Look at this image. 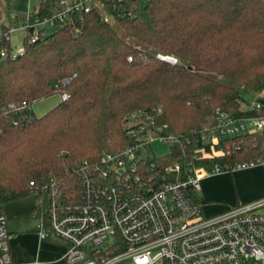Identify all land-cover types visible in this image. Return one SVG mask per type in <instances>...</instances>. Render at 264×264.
Here are the masks:
<instances>
[{
    "label": "trees",
    "instance_id": "obj_1",
    "mask_svg": "<svg viewBox=\"0 0 264 264\" xmlns=\"http://www.w3.org/2000/svg\"><path fill=\"white\" fill-rule=\"evenodd\" d=\"M53 3L40 0L29 17L49 16ZM97 4L33 43L25 31L21 56L10 58V44L0 45V207L34 194L36 215L46 219L41 185L54 179L70 191L77 165L128 145L122 125L133 112L160 108L168 133L188 135L216 110L254 115L244 110L245 95L264 100V0ZM54 95L65 99L27 124L16 125L17 113L5 112ZM258 114L264 117V106ZM222 144L232 148L228 154L200 165L264 162V131Z\"/></svg>",
    "mask_w": 264,
    "mask_h": 264
},
{
    "label": "built area",
    "instance_id": "obj_2",
    "mask_svg": "<svg viewBox=\"0 0 264 264\" xmlns=\"http://www.w3.org/2000/svg\"><path fill=\"white\" fill-rule=\"evenodd\" d=\"M97 2L54 0L49 16H26L21 29L29 31L33 43L57 24L88 13ZM1 43H9L8 33L0 36ZM22 53V47L11 50L10 58ZM158 58L175 63L170 57ZM33 104L10 105L5 112L17 113L16 125L27 124L35 115ZM261 108L257 101L246 104L244 110L254 114L247 117L216 110L188 135L168 133L159 121L160 108L127 115L122 128L128 145L103 153L95 163L77 165L70 191L54 179L41 185L47 215L40 218L39 239L52 236L65 245L59 264H264V199L206 217L198 197L204 176L264 165H200L229 153L232 148L222 144L224 139L264 131ZM154 142L168 145V152L156 160L150 158ZM171 153L178 158L168 161ZM0 264H14L2 214Z\"/></svg>",
    "mask_w": 264,
    "mask_h": 264
},
{
    "label": "crops",
    "instance_id": "obj_3",
    "mask_svg": "<svg viewBox=\"0 0 264 264\" xmlns=\"http://www.w3.org/2000/svg\"><path fill=\"white\" fill-rule=\"evenodd\" d=\"M39 2L40 0H0V36L8 33L10 43V35L14 30L21 28L23 20ZM199 184V200L203 214L206 217H212L233 208L232 206L250 204L264 199V165L204 176ZM9 207L6 205L1 207L0 213L6 219L13 263L59 264L58 261L65 252V245L53 238L43 241L39 239L40 218L36 215L37 208L34 214L17 216L14 212L7 210ZM29 239H33L32 244L28 242ZM59 247H63L64 250L60 251L57 258L53 249Z\"/></svg>",
    "mask_w": 264,
    "mask_h": 264
},
{
    "label": "rangeland",
    "instance_id": "obj_4",
    "mask_svg": "<svg viewBox=\"0 0 264 264\" xmlns=\"http://www.w3.org/2000/svg\"><path fill=\"white\" fill-rule=\"evenodd\" d=\"M33 5V3L31 2V6ZM96 5H98L96 3ZM100 15L110 24H113V20L111 19L110 16H108V14L105 13L104 10L100 9ZM25 37V31L20 29H16L14 30V32L10 35V45H11V50L12 53H14L18 48L22 47V39ZM261 97L260 95H253V94H249V95H245L244 96V100L247 104L255 102L257 100V98ZM61 99V96L58 95H54L52 97H49L47 99L44 100H40L35 102L32 105L34 114L36 117H40L42 115H44L46 112H48L52 107H54L57 103H59ZM168 152V145L165 143H159V142H154L150 145V158L152 160H156L157 158L165 155ZM200 187V184H199ZM200 190V189H199ZM198 197L200 194V191H198ZM37 197L32 194L29 195L28 197L19 200V201H14L8 204H5L6 207L11 206V208H7L8 211H12L14 212L17 216H23L26 214H34L37 208ZM3 205V206H5ZM9 205V206H7ZM1 206V207H3ZM0 207V208H1ZM235 207V206H232ZM33 231V230H32ZM32 234V232H29ZM48 238H53L52 236H48ZM29 243L32 244L33 239H29L28 240ZM63 246V245H61ZM55 251V255L58 258L59 254L61 252H63V247H59L56 249H53ZM61 251V252H60ZM59 262V261H58Z\"/></svg>",
    "mask_w": 264,
    "mask_h": 264
},
{
    "label": "water",
    "instance_id": "obj_5",
    "mask_svg": "<svg viewBox=\"0 0 264 264\" xmlns=\"http://www.w3.org/2000/svg\"><path fill=\"white\" fill-rule=\"evenodd\" d=\"M166 58H168V57H166ZM166 62H168V61H166ZM256 101H257V103H259V104H261L262 106H264V100L257 99Z\"/></svg>",
    "mask_w": 264,
    "mask_h": 264
}]
</instances>
